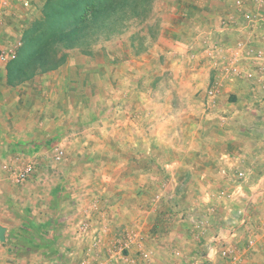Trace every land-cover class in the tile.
Returning <instances> with one entry per match:
<instances>
[{
	"label": "rangeland",
	"instance_id": "1",
	"mask_svg": "<svg viewBox=\"0 0 264 264\" xmlns=\"http://www.w3.org/2000/svg\"><path fill=\"white\" fill-rule=\"evenodd\" d=\"M218 1L0 0V264H190L159 227L192 217L217 243L200 264H264L262 142L216 116L232 110L226 87L181 97L228 73L205 69L232 46L209 32L239 26L217 21L233 0Z\"/></svg>",
	"mask_w": 264,
	"mask_h": 264
},
{
	"label": "crops",
	"instance_id": "2",
	"mask_svg": "<svg viewBox=\"0 0 264 264\" xmlns=\"http://www.w3.org/2000/svg\"><path fill=\"white\" fill-rule=\"evenodd\" d=\"M239 1H242L241 5H239ZM218 3H220V5L226 4L222 0L218 1ZM218 14L219 13H217V21H219V23L220 21L222 22L223 20H227L229 23H239V26L238 28L234 27V29H231L230 31L229 29L224 30L221 27V29L218 31L212 30L209 32V37L213 40L222 38L232 40V46H229L231 49L226 47L221 49V52L218 51L216 59L210 65L205 66V69L207 68L206 71H212L211 69H216V71L219 72L220 68L225 65L226 67L224 70L228 71V73L225 74L221 72V74H213L211 78L210 74L207 72L204 73V77L206 78H199V76L196 75L195 79H192L186 85V87H191L192 91L189 90V93H186L181 97H193L198 101V99L201 97V94L206 91L207 86L208 91L216 88L215 97L210 98L211 101H216L218 92L221 90L219 88L226 87L227 91H230L229 102L232 110L228 114L217 113L216 116L220 117L222 120H227L229 118L234 120V123L237 121L238 128L236 129L238 132L236 133L238 134L239 138L242 137L244 143L252 144L262 142V161L264 163V60H253L252 58L248 57L249 53L246 51L249 46H253L264 51V13H259L254 10L249 11L246 7V3L243 0H233L231 3L229 2L227 4V8L223 10V12L220 11V14ZM249 14H255L256 20L252 19V15L249 16ZM248 17L251 18L247 19ZM224 24L225 22L223 25ZM218 44L217 47H222ZM229 50H232V52L229 53ZM220 55L222 57H219ZM234 55H236L238 58H235ZM7 79L8 73L6 67L2 66L0 68V85H6ZM207 79H209L208 85L206 82ZM223 92L224 91H222V93ZM260 123L262 124L260 125ZM171 176L174 181L175 173H172ZM200 177V179H204L206 175L203 173V175H200ZM184 179H187L186 176ZM233 193L236 195L238 192L233 191ZM240 194L243 195L244 193L240 192ZM170 196L171 195H169V197ZM203 217L207 220L209 219L207 217V213ZM194 218L192 217L190 221H182V223L178 224L177 226L164 223L162 224V227L160 225L159 229H162L164 233H168L169 235H171V233L173 234L175 231H178L177 233L180 235H178L179 239H177V241L182 246L180 252H183L182 259L186 257L185 260L187 263L200 264V262L203 261L202 259H204V255H206V258L208 256L207 259L213 258L214 260L215 246L217 243H214L213 241L206 242L203 237V235L211 230V227L209 228L208 222H203L202 220L200 221L196 217ZM152 228L153 226L147 229L148 233L146 235L149 237L151 236L149 235V231H151ZM75 229L77 230V228ZM156 229L157 228L155 226L154 230ZM136 235L137 237L139 236V234ZM142 238L143 237H141V239ZM213 238L214 237H212L211 240H213ZM144 240L145 241L141 242H144L143 246H145V243L147 244L149 242V238L146 237ZM187 240L194 242L195 246L202 248L206 242L205 246H208L207 248L209 251L207 254H202V252H198L195 255L191 254L189 248L190 243ZM135 242L137 243V241ZM190 255L194 256V258L192 259ZM122 258V262H125V264H155V261L149 254L138 255L134 253Z\"/></svg>",
	"mask_w": 264,
	"mask_h": 264
},
{
	"label": "built area",
	"instance_id": "3",
	"mask_svg": "<svg viewBox=\"0 0 264 264\" xmlns=\"http://www.w3.org/2000/svg\"><path fill=\"white\" fill-rule=\"evenodd\" d=\"M242 1H239V5H241ZM257 5L259 7H262V11H264V0H256ZM264 13V12H263ZM252 15V16H251ZM249 16L252 17V19L256 20V15L255 14H249ZM251 17H248L247 19H250ZM249 53L250 58H252L253 60H257V61H263L264 60V51H262L261 49L255 48L253 46H249L246 50ZM2 59L4 58V54L2 53L1 55ZM63 152H60L57 156L58 159L61 158ZM35 173V168L33 165H27L25 166L21 171H19L16 176H15V181L17 184H22L24 182H26L27 180H29L32 175ZM238 177H245L244 173H239ZM226 251H223L222 254L226 255Z\"/></svg>",
	"mask_w": 264,
	"mask_h": 264
},
{
	"label": "water",
	"instance_id": "4",
	"mask_svg": "<svg viewBox=\"0 0 264 264\" xmlns=\"http://www.w3.org/2000/svg\"><path fill=\"white\" fill-rule=\"evenodd\" d=\"M6 229L4 227H0V241L4 242L6 240L5 237Z\"/></svg>",
	"mask_w": 264,
	"mask_h": 264
},
{
	"label": "trees",
	"instance_id": "5",
	"mask_svg": "<svg viewBox=\"0 0 264 264\" xmlns=\"http://www.w3.org/2000/svg\"><path fill=\"white\" fill-rule=\"evenodd\" d=\"M8 71H11V69H10V68H8Z\"/></svg>",
	"mask_w": 264,
	"mask_h": 264
}]
</instances>
